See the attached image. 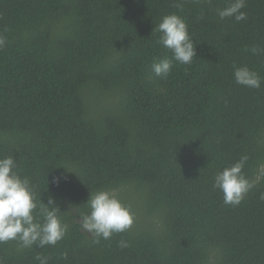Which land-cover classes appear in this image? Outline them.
<instances>
[{
  "label": "trees",
  "instance_id": "obj_1",
  "mask_svg": "<svg viewBox=\"0 0 264 264\" xmlns=\"http://www.w3.org/2000/svg\"><path fill=\"white\" fill-rule=\"evenodd\" d=\"M227 2L0 0V157L69 225L55 246L0 243L3 264H264V52L246 51L264 49V0H246L240 22L216 15ZM172 13L195 45L189 65L152 31ZM234 64L260 89L237 85ZM245 155L254 186L225 205L213 177ZM100 189L134 223L94 243L76 221Z\"/></svg>",
  "mask_w": 264,
  "mask_h": 264
},
{
  "label": "clouds",
  "instance_id": "obj_2",
  "mask_svg": "<svg viewBox=\"0 0 264 264\" xmlns=\"http://www.w3.org/2000/svg\"><path fill=\"white\" fill-rule=\"evenodd\" d=\"M182 5H177L181 7ZM246 0H228L226 6L215 9L220 20L233 18L236 22L247 19V13L242 11ZM152 31L160 33L158 43L173 54V59L179 64L189 65L196 55L195 45L189 35L188 26L177 14L172 13L161 18ZM5 39L0 36V48L5 46ZM253 55L264 52L253 46ZM157 77L166 78L172 63L167 59L154 61L152 65ZM233 79L237 85L249 89H260L262 77L258 72L246 65H233ZM248 157L241 158L230 166L216 172L212 187L223 194L225 205L238 206L244 196L254 186L243 174V168ZM62 177H53L52 183L59 184ZM264 199V194L261 195ZM88 212L81 213L76 221L82 233L90 234L94 243L100 239L108 240L114 233L129 230L134 217L129 207L125 206L114 190L100 189L90 193L86 202ZM69 207H72L69 205ZM59 206L52 197L47 203L37 202L34 188L27 177H22L17 171L15 157L9 155L0 157V243L15 241L20 248L55 246L69 230L64 222ZM121 248L128 247L126 241H119ZM38 264H48V257L37 254ZM0 264H3L0 261Z\"/></svg>",
  "mask_w": 264,
  "mask_h": 264
}]
</instances>
